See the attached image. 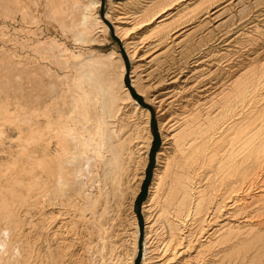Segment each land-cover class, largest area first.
Masks as SVG:
<instances>
[{"label":"bare ground","instance_id":"obj_1","mask_svg":"<svg viewBox=\"0 0 264 264\" xmlns=\"http://www.w3.org/2000/svg\"><path fill=\"white\" fill-rule=\"evenodd\" d=\"M206 1L126 0L123 8L109 0L107 17L113 11L134 60L132 84L160 115L162 144L142 204L141 264H264V188L254 192L264 176V70L234 65L225 79L217 63L210 67L220 54L202 55L197 47L205 35L198 31L207 13L225 11L233 0L203 8ZM46 4L48 19L71 27L75 40H105L100 0ZM22 10L24 20L35 18ZM30 45L41 60H14L20 54L7 51L14 59L7 55L12 62L0 74L13 88L14 106L0 118V159L9 157L0 160V264H36L22 230L34 221L21 212L29 215L42 197L48 229L57 221L61 230L54 246L46 244L47 263L134 264L133 204L152 142L150 111L126 86L118 51L94 49L83 59V51H68L52 37ZM7 138L17 142L15 153Z\"/></svg>","mask_w":264,"mask_h":264},{"label":"rangeland","instance_id":"obj_2","mask_svg":"<svg viewBox=\"0 0 264 264\" xmlns=\"http://www.w3.org/2000/svg\"><path fill=\"white\" fill-rule=\"evenodd\" d=\"M3 1L4 0H0V59L1 61L3 60V65L1 64L2 62L0 61V68L2 67L0 69L1 75H3L4 71L6 70V67L8 66V62L10 64L13 61L14 57H15L14 60H16L18 58L21 59L25 55H27L28 57L27 56L26 57L28 58V61H29L30 60L29 57L32 58V56L34 57L36 55L37 59L41 60V55L33 52V50H31V48H29L28 46H31L30 44L37 42V40L42 41L45 39H49L51 37L53 39L55 38V40L58 43L67 47L68 51L70 50L74 53H80L83 51L82 53L84 54V56L82 55L83 59L88 56L87 52H89L90 50H94V49L95 51L97 50V52H103V53L114 50V51H118L122 55L124 62H125V67H126L125 75H124V82L126 86L128 87L129 91L131 92V95L136 100V102H138L139 105H141L142 107L147 108L151 114L150 131L152 134V142H151V146H150V150L148 154V163L145 169L144 177L141 181L139 190L136 194L134 204H133L134 213L136 214L138 218L137 220L139 224V241H138L139 248H138V253L135 258L134 264H141L143 256L146 252V245H147V241L145 239V218L142 212V204L148 196L149 186L151 184V181L154 175V169L157 163V159H156L157 151L159 150L162 144V134H161L160 126L158 122L160 115L157 109V105L153 103L152 101H150V99L148 100L145 94L140 92L132 84L131 74H132L134 60L131 59L129 52H127L128 50L125 44H123L124 43L123 37L118 32H117L118 34L116 33L115 22H114L115 15L113 11H112L113 15L111 14L110 18L107 17L106 13L109 11V7H110L109 0H100V5L97 7L98 15L101 17L104 23L109 27L108 33L106 34V38L104 41L92 40L88 42L81 41V40H75V38L72 36L73 34L71 33L73 32V29H71V27H68L70 28L68 29L66 26L65 29L64 28L62 29V27L58 23L48 19L47 17L48 14H47V9H46L47 0H5L6 6L2 5ZM81 1H84V0H81ZM113 1L116 4L118 3L117 6H120L123 8L127 7L126 0H113ZM208 1L211 2L214 0H208ZM208 1H206L203 8L206 6H209ZM218 1H221V0H218ZM229 1H232V0H227V2ZM221 2H222L221 3L222 5L223 1ZM113 8L119 9V7H113ZM229 8L223 11L224 13L222 12V10H220L219 12L218 11L214 12L213 13L214 15L207 13L209 17H206L205 20L203 21L206 23H204L203 26L198 31L200 33L199 35H203V36L205 35V37L206 36L207 37L206 38L202 37V41L200 42L201 44L199 43L197 48L201 50L202 55L206 54L207 52H210V53L217 52L218 54H220L221 56L214 55L215 58L218 56L219 57L216 59L213 57L212 59L214 60H212V62L211 61H207V62H209L208 64H211L210 67L213 65L212 67L213 69L218 64L221 67L223 74L225 72H228V70H231L230 69L231 66H234V65L235 67L239 65L241 68H244L245 70L252 69L254 67H255L254 69L259 68V69L264 70V11H263L264 10V0H240V1L233 0L230 3ZM22 9L27 10V12L30 15H34L35 18L37 19L29 17L26 20H24L21 16L22 15L21 12L23 11ZM210 10H212L211 12L214 11V9L212 8ZM205 14L201 13L200 15H198L197 17L198 20L196 19L197 22L201 20V18H204ZM218 14L220 16H218ZM212 17H215V18L213 19ZM210 18L212 19V21L210 20L208 22ZM220 19L222 21L227 19L226 23L224 24L222 23L219 26V22H222ZM197 22L195 23L197 24ZM215 26H216V29H215ZM225 30L227 31V33ZM203 39L205 40L203 41ZM213 49L214 50L217 49L219 51L217 50L214 51ZM1 50H4V51H1ZM7 51L12 55L14 52H16V54L18 55L20 54V57L16 55L12 57L10 54L7 53ZM1 52H3L4 54L5 53L7 54L2 55ZM7 55H9L8 56L10 58L9 60H12V61L8 60ZM2 58H7V59H2ZM51 66L54 70H58L59 72V69L57 67H55L54 65H51ZM62 72L63 71L60 70L59 72L60 76L63 75ZM224 75L223 76L226 79L227 78L226 74ZM261 77L262 78L264 77V72ZM12 94H13V88L10 85V83H8V81L5 78H0V109L3 111V113L0 112V118L2 115H4V113L6 115V112H7L6 110H8V108H9V113L13 111L12 107L14 108V106H12L13 105L12 102L9 103L10 99H12ZM5 102H7L8 107L5 105L6 104ZM3 103L4 105H2ZM135 113H136L135 115L137 116L141 114L142 112L140 113L139 111L136 110ZM0 120H1L0 122L3 121V119H0ZM4 125L5 126L3 125L2 126L5 128V134L6 133L9 134L8 135L9 138L16 137L17 132L10 129V127L6 126V124ZM9 138L4 139V142H5L4 144L5 145L12 144L13 145L12 152L15 153V150L17 148L16 146L17 142L16 141L12 142V140H10ZM8 158L9 157L4 155L0 160L6 161ZM263 180H264V176L263 178L260 179L261 182L260 181L258 182L259 187L254 190L255 193H260L258 191L260 189V186L264 188ZM42 202H43V197H42L41 202L37 206L35 205L29 208L30 209L29 210L30 213L28 212L29 215H25L24 211L21 212V214L24 215L25 218L27 217L28 219H31V220L33 219L34 221V224L25 223L23 225L22 230L24 233V239H28L33 245V247L35 248L33 260L36 262V264H59V263H56L55 260H53L52 263L51 261L47 263L49 259L46 256V252L44 251V249L46 250V244H51L52 246H54V244L57 241H59L60 233L58 232H61V230L58 231L57 228L55 229V227H57L58 225L57 221L55 224H52V226H55V227H51V229L50 228L48 229L49 224H48V218L46 216L47 213H45L44 215V212H46L45 210H48V207L44 206L45 204H43L44 202L43 203ZM40 204L42 206H40ZM37 207L39 209L43 207L44 209L42 208L41 210H39ZM123 217L125 219L123 222L126 225L128 223L129 217L128 215H126V213L123 214ZM54 230L56 231V233ZM57 234L59 235L57 236ZM53 235L56 240L52 238ZM48 239L49 240L51 239L50 240L51 242ZM47 241L48 243H45ZM53 241H55V243ZM42 257H44V259ZM45 257L48 260H46ZM223 263L224 262L220 264H223ZM224 264H237V263L231 260V261L225 262Z\"/></svg>","mask_w":264,"mask_h":264}]
</instances>
